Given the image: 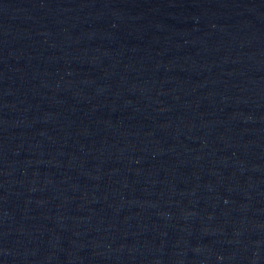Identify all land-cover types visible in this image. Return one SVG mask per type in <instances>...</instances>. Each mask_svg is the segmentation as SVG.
<instances>
[{
	"label": "water",
	"instance_id": "1",
	"mask_svg": "<svg viewBox=\"0 0 264 264\" xmlns=\"http://www.w3.org/2000/svg\"><path fill=\"white\" fill-rule=\"evenodd\" d=\"M0 264H264V0H0Z\"/></svg>",
	"mask_w": 264,
	"mask_h": 264
}]
</instances>
